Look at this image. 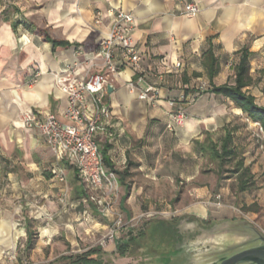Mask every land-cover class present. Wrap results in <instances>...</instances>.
Masks as SVG:
<instances>
[{
	"label": "crops",
	"instance_id": "1",
	"mask_svg": "<svg viewBox=\"0 0 264 264\" xmlns=\"http://www.w3.org/2000/svg\"><path fill=\"white\" fill-rule=\"evenodd\" d=\"M188 3L199 9L194 17L184 14ZM116 9L134 17L132 39L142 56L139 74L144 81L131 90L127 83L137 75L115 52L121 68L106 81L112 117L107 133L98 139L99 151L108 160L104 166L119 185L113 210L129 219L154 210L158 201L174 203L178 216L174 223L156 219L145 228L151 232L163 224L179 230L177 241L164 254L180 255L194 246L187 242L189 226L247 224L234 206L219 212L211 207L217 198L234 197L221 186L210 144H220L242 112L227 98L209 92L204 55L211 49L217 61L212 84L232 85V68L247 51L252 84L244 90L264 106V0H0V264H50L68 252H80L79 246L83 252L97 248L92 258L100 257V247L90 243V222H96L101 233L108 225L99 221L75 168L62 160L66 183L52 176L56 160L39 132L24 125L23 114L50 113L63 120L66 97L55 78L73 64L77 77L103 73L92 57ZM45 35L68 45L53 47ZM147 85L155 91L152 102L137 98ZM179 98L186 121L167 131L168 102ZM231 132L234 137L237 131ZM60 195L65 204L59 202ZM12 201L18 206H11ZM255 201L249 199L246 206ZM220 216L222 220L217 219ZM126 231L127 237L101 250L112 264H131L138 251L146 250L136 251L142 236L130 242L135 235ZM116 242L127 245L120 258Z\"/></svg>",
	"mask_w": 264,
	"mask_h": 264
},
{
	"label": "built area",
	"instance_id": "2",
	"mask_svg": "<svg viewBox=\"0 0 264 264\" xmlns=\"http://www.w3.org/2000/svg\"><path fill=\"white\" fill-rule=\"evenodd\" d=\"M176 1L180 3L183 0ZM198 12L195 3H188L185 6L184 14L187 17H194ZM110 16L112 25L103 34L99 47L92 57L93 60L99 61L103 73L77 77L75 75L77 65H68L55 78L56 87L66 97L63 120L50 113L38 115L34 112H25L23 123L28 128L36 129L45 140L56 160L50 173L59 183H66L64 170L59 165L62 160L76 169L97 215L107 220L111 219V234L108 239L115 242L118 239L115 237L125 228L124 216L113 210L118 199L119 187L115 174L105 168L98 146V139L107 133L112 117L111 108L106 101L107 77L116 76L121 68L115 52L123 55L130 69L137 75L134 82L127 83L131 90L136 89L144 80L139 74L142 56L132 39L135 30L134 17L120 9L112 10ZM95 22L99 23L98 15L95 16ZM175 67L179 68L180 64L177 63ZM37 78L36 74L29 85ZM154 92L153 87L147 85L138 92L137 98L152 102L155 99ZM168 104L171 111L165 128L167 131H173L177 127H182L186 121L183 98L172 99ZM58 200L65 204L63 196L60 195Z\"/></svg>",
	"mask_w": 264,
	"mask_h": 264
},
{
	"label": "rangeland",
	"instance_id": "3",
	"mask_svg": "<svg viewBox=\"0 0 264 264\" xmlns=\"http://www.w3.org/2000/svg\"><path fill=\"white\" fill-rule=\"evenodd\" d=\"M233 126V131H237L233 137V145L237 155L222 166L216 161L214 168L220 176L221 186L225 189L227 188L234 199L223 201L217 198L214 201L215 205L211 207H214L219 212L227 206H234L235 213L240 219H244L242 220L244 223L247 220V224L238 227L227 223H219L209 229L189 226L186 229L187 234L190 235L187 242L192 243L194 246L190 247V249H185L180 255L175 253L164 254L162 252L170 248L173 245V241H177V236L180 235V232L171 225L160 226L163 224L153 227L151 232H149L148 228L147 230L145 229L148 221L154 220L153 223H155L156 219H163L174 223L175 219L178 218L174 203L158 201L157 205L153 203L154 207H156L152 211H143L141 215L133 216L129 219L124 217V231L119 232L115 237V239H124L130 234L126 231L127 229L135 236L142 233L141 239H138L139 243L136 245V251L144 247L146 250L138 251L137 255L132 257L131 264H220L239 251L256 247L264 248V133L258 123L251 122L243 114H240L234 120ZM241 160H243L244 167H249L253 176V186L244 192L237 190L236 177L229 172L236 168V164ZM73 181L76 183L77 179L73 178ZM176 185H179V181ZM221 186H219L218 190L221 189ZM230 194H228L229 197ZM249 199L257 201L250 206H246V202ZM168 203L170 207H168ZM9 204L13 207L18 206L17 201H12ZM251 213H257V216L254 217ZM101 219L104 218L101 217ZM101 219L99 221L107 224L108 229L106 232L101 233L99 232L100 226H96V222L91 221L92 232H90V235L93 238L90 243H94L102 250L107 248V245L114 244V242L108 239L111 234L109 220L104 219L103 221ZM217 219L222 220L223 217L220 216ZM153 223L149 224V226ZM78 243L81 245L82 241L78 240ZM79 248L80 252H68L64 257L76 256L85 252H83L81 246ZM101 250H99L100 257L97 258L98 262L100 264H112L109 258H104L105 255H108L107 252L103 253ZM120 257L118 256L117 258ZM64 262V260L57 259L50 264H63ZM26 263L31 264L29 261Z\"/></svg>",
	"mask_w": 264,
	"mask_h": 264
},
{
	"label": "trees",
	"instance_id": "4",
	"mask_svg": "<svg viewBox=\"0 0 264 264\" xmlns=\"http://www.w3.org/2000/svg\"><path fill=\"white\" fill-rule=\"evenodd\" d=\"M5 12H2V15L5 16ZM18 23H14L12 28L16 29ZM44 40L46 42H50L53 47L57 46H67L68 43L64 41H56L49 39L47 35H45ZM204 66L206 69V75L209 80V92L220 95L232 102L234 108L240 110L243 115L246 116L248 120L253 123H258L262 128L264 133V106H259L256 104L255 99L247 93L244 89L252 84V79L249 75L250 67L248 62V53L247 51H242L240 53L239 62L235 65L233 70V77L234 83L224 84L221 86H214L212 84V79L218 73V66L217 61L211 51L209 49L204 55ZM233 130H228L224 137L222 138L220 144L211 143L210 144V157L212 160H216L222 166L224 163L229 162L232 160L236 155V150L233 147V135L231 132ZM103 157L104 164H108L107 158ZM236 177V185L237 190L243 192L248 190L250 187L253 186V176L250 172L249 167H244L243 160L239 161L236 164V168L229 171ZM3 176V173H2ZM142 236V233L136 235L134 237H130L129 241L132 242L135 239ZM127 245H122L119 242H116V249L118 256H123L124 254V247ZM98 252L97 248H92L85 253L76 256L70 257H62L61 260L65 262L63 264H100L97 260L92 258V256Z\"/></svg>",
	"mask_w": 264,
	"mask_h": 264
},
{
	"label": "water",
	"instance_id": "5",
	"mask_svg": "<svg viewBox=\"0 0 264 264\" xmlns=\"http://www.w3.org/2000/svg\"><path fill=\"white\" fill-rule=\"evenodd\" d=\"M108 93L110 88H107ZM94 264V263H91ZM220 264H264V248H249L239 251Z\"/></svg>",
	"mask_w": 264,
	"mask_h": 264
}]
</instances>
